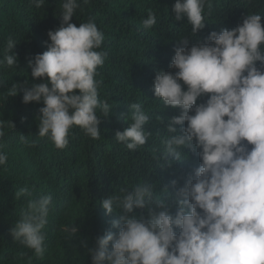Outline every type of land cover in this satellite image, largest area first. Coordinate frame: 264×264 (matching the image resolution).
Listing matches in <instances>:
<instances>
[{
	"label": "clouds",
	"instance_id": "obj_1",
	"mask_svg": "<svg viewBox=\"0 0 264 264\" xmlns=\"http://www.w3.org/2000/svg\"><path fill=\"white\" fill-rule=\"evenodd\" d=\"M29 3L41 8L45 0ZM207 3L175 0V21L186 18L191 33L178 39L168 65L175 71L157 70L152 87L164 108L179 110L166 122L160 118L163 166L185 159L184 149L196 152L200 163L181 186L172 179L171 192L167 186L158 192L156 184L144 180L102 198L105 213L118 217L111 221L117 231L106 230L92 247L81 242L91 264H264V27L260 14H247L236 27L212 31L189 46L190 37L205 27ZM60 7V25L47 32V50L28 62L32 79L40 82L22 88L24 104L42 103L37 134L56 149L68 146L74 126L100 139L97 109L104 117L111 111L99 99L96 79L107 56L98 51L104 34L92 20L78 26L70 22L80 0H62ZM156 23L155 12L149 11L142 27L149 30ZM16 44L7 40L0 68L16 67ZM12 87L17 92L20 86ZM128 110L130 123L114 137L137 150L152 135L144 129L150 117L139 102L130 103ZM4 136L0 123V138ZM6 162L7 154L0 151V166ZM31 195L28 188L15 192L16 198ZM51 202L49 194L28 199L10 229L13 240L37 257L46 250L43 230ZM134 209L142 211L137 215ZM63 230L75 235L78 227Z\"/></svg>",
	"mask_w": 264,
	"mask_h": 264
},
{
	"label": "trees",
	"instance_id": "obj_2",
	"mask_svg": "<svg viewBox=\"0 0 264 264\" xmlns=\"http://www.w3.org/2000/svg\"><path fill=\"white\" fill-rule=\"evenodd\" d=\"M61 2L45 0L43 7L35 8L29 0H0V59L11 38L17 42L13 52L18 62L16 67L0 68V123L5 132L0 151L7 154L6 164L0 166V264H91L81 242L92 247L106 230L117 231L111 221L118 217L105 213L99 204L102 198L144 180L156 184L158 192L165 186L171 192L169 182L178 179L177 187L181 186L186 174L200 163L196 152L189 149H184L185 159L170 166H163L161 158L160 139L165 129L160 118L166 122L179 110L164 108L162 101L155 99L153 80L157 70L175 71L168 65L178 39L191 33L186 18L175 21V0H89L88 4L80 0L81 8L70 22L78 26L92 20L104 34L98 51L107 56L96 79L100 82L99 99L106 101L111 111L104 117L97 109L100 139H92L74 126L68 146L56 149L47 137L37 134L38 109L43 105L24 104L22 88L40 82L32 79L28 62L47 50V32L60 25ZM149 11L155 12L157 23L145 30L142 20ZM205 13V27L190 37L189 46L212 31L236 27L247 14H260L264 27V0H208ZM14 83L20 86L17 92ZM133 102L141 103L148 113L150 120L144 129L152 135L145 146L128 150L114 136L130 123L128 105ZM20 188H28L31 197L16 198ZM43 194L51 195L52 202L43 230L46 250L43 257H37L13 240L10 229L26 209L27 200ZM141 211L134 209L137 215ZM66 225H76L77 234L65 232Z\"/></svg>",
	"mask_w": 264,
	"mask_h": 264
}]
</instances>
